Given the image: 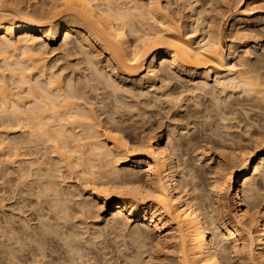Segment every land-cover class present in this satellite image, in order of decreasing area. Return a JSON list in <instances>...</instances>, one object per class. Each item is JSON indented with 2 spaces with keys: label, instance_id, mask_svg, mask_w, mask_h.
Masks as SVG:
<instances>
[{
  "label": "bare ground",
  "instance_id": "obj_1",
  "mask_svg": "<svg viewBox=\"0 0 264 264\" xmlns=\"http://www.w3.org/2000/svg\"><path fill=\"white\" fill-rule=\"evenodd\" d=\"M258 2L0 0V264H264Z\"/></svg>",
  "mask_w": 264,
  "mask_h": 264
},
{
  "label": "rangeland",
  "instance_id": "obj_2",
  "mask_svg": "<svg viewBox=\"0 0 264 264\" xmlns=\"http://www.w3.org/2000/svg\"><path fill=\"white\" fill-rule=\"evenodd\" d=\"M255 1H256V0H255ZM257 1H259L258 3H261V4L264 5V0H257ZM263 10H264V9H263ZM263 13H264V11H263ZM263 38H264V37H262V39H261V37H260V38H257V42L259 43V47H258V48H259V49H258V50H259V53H261V52L263 51L262 48L260 49L261 44H262V46L264 45V39H263ZM246 39H247V40L250 39V40L247 41ZM246 39H244V40H245V42H247V43L251 41V38H246ZM259 39H260V40H259ZM60 43H61L60 41H57L55 44H52L51 47H52V48H54V47L57 48V47L60 46ZM263 47H264V46H263ZM55 53L58 54L59 51H57V52L55 51ZM257 53H258V51H257ZM263 53H264V52H263ZM263 53H261V54H263ZM56 54L53 53L52 56H55ZM50 58H51V57H50ZM52 58H53V57H52ZM214 78H215V77L211 78V80H214ZM188 85H189L190 87H191V86H194L193 83H189ZM206 98H207V100H205ZM198 100H199V99H197V102L201 103V101H202V103L205 102V103H203V104L207 105V101H209V98H208V96H205V97L202 96V98L200 99L201 101H200V100L198 101ZM188 102H189V101H188ZM190 102H192V101H190ZM194 102H195V101H194ZM194 102H193V103H194ZM193 103H191V104H193ZM191 104L187 103V106H189V105H191ZM205 105H204V106H205ZM208 105H209V103H208ZM195 106H196V105H195V103H194V105H191L192 108H191V107H189V108H188V107H185V108H188V111L191 110V113H193V112L196 113V111H199V112H200V111L202 110V109H198V108H199L198 106H196V107H195ZM194 107H195L196 109H198V110H196ZM193 108H194V109H193ZM192 109H193V110H192ZM184 110H185V111H184ZM184 110H183V113H181V115H182L181 117H182L183 119H179V121H181V122H179V121H176V122H178V124L180 123V124H183V125H189L190 128H192L193 126H198V128H199V129H198L199 132H198V135H197L198 138H199V137H204V136H206V135L209 136L210 133H211V132H209V131H212V130H211V128H210V129H208V131H207V129L205 130V127H206V128L211 127V126H207V125L209 124V122H211V121H209V120H211L210 118H212V117H210L209 119H207V118H208L207 116L202 115V116H204V117H207V118H205V120H204V117H202V116H198V115L196 116V115H194L195 113H193V114L189 113L190 116L192 115L191 117H193V119H192V118L189 119V117H186L187 114H188V111H186L187 109H184ZM194 110H195V111H194ZM184 112H185V113H184ZM199 112H198V113H199ZM184 114H185V115H184ZM196 114H197V113H196ZM199 114H200V113H199ZM201 114H202V113H201ZM201 114H200V115H201ZM179 115H180V114H179ZM193 115H194V116H193ZM181 117H180V116H177V118H181ZM184 117H186V119H185ZM195 117H196V118H197V117H200V118H199V119H198V118L196 119ZM213 118H214V117H213ZM213 118H212V119H213ZM195 119H196L197 122H198V121H199V122H198V123H194V122H196ZM176 120H178V119H176ZM183 120H184V123H182ZM185 120H186V121H187V120H188V121L190 120L189 122L187 121L189 124L185 123ZM192 120H193L194 122H192ZM203 120H204V121H203ZM206 120H207V121H206ZM205 121L207 122V124L205 123L206 125L204 124ZM213 121H214V119H213ZM213 121H212V122H213ZM169 122H170V121H169ZM173 122H175V121H173ZM173 122H172V123H173ZM190 122H192V124H194V125L192 126ZM212 122H211L212 127H213V128L216 127L215 125L213 126ZM165 123H166V124H165L164 126L166 127V125H168L169 123H168L167 120L165 121ZM167 123H168V124H167ZM170 123H171V122H170ZM199 123H200L201 125H200ZM202 124H203V127H201ZM191 126H192V127H191ZM165 127H163V128L165 129ZM200 127H201V128H200ZM220 127H221V126H220ZM220 127H218V129H219ZM202 128H204V129H202ZM221 128H222V127H221ZM221 128H220L219 130H221ZM215 129L217 130V128H215ZM222 129H223V130L220 131V132H221V133L223 132V133H222L223 136H226V133H227V132H229L230 134H233V135H237V134H239V130H238L237 128H232V129H230L229 131L225 130L224 128H222ZM200 130H201V131H200ZM206 131H207V132H206ZM237 131H238V132H237ZM200 132H201V133H200ZM208 132H209V133H208ZM216 132H218V131H216ZM207 133H208V134H207ZM212 133H214V132L212 131ZM212 133H211V134H212ZM203 134H205V135H203ZM214 134H215V133H214ZM202 135H203V136H202ZM212 135H213V134H212ZM212 135H210V136H211L210 139L212 138ZM213 137H215V136L213 135ZM227 138H232V137L227 136ZM202 139H204V140L206 139V140H205L206 142H207V140H209L207 137H204V138H202ZM202 139H200V140L202 141V143L204 142V144H205L206 142H205L204 140H202ZM213 139H216V137L213 138ZM218 139H219V138H218ZM202 143H201V144H202ZM209 144H210V143H209ZM209 144H208V145H209ZM242 144H243L242 146H249V145H248L249 143H247V142L242 143ZM208 145H207V147H209ZM210 146H211V147H214V145L212 146V143H211ZM190 150H191V149L188 150V153H187L188 156H186V159L188 160L187 165H189V166L191 165L192 167H195V169H196V167H197V162H196L195 159H196V156L199 154V152H200L201 150H200V151L198 150L199 152L196 151V152H198V154L196 153L197 155L195 154V155H196L195 157H194V154H193L194 152H192V150H191V151H190ZM214 150H215V149L211 150L210 153L212 154L213 152H216V150H215V151H214ZM218 151H220V150H218ZM190 152H192V153H190ZM210 153H208V154L211 155ZM192 154H193V155H192ZM208 154H207V155L205 154V156H206V157L209 156ZM197 158H198V157H197ZM195 165H196V166H195ZM198 167H199V166H198ZM197 169H198V168H197ZM197 169H196V170H197ZM206 169H207V168H205V170H206ZM207 170H208V169H207ZM201 174H202L203 176L206 175V174H203V173H201ZM206 177H207V175H206ZM210 177H211L210 175H208L207 178H205V176H204L203 179L201 180V181H202V184H203V186H204V188L206 187L205 190L209 187V186H207V184H209ZM203 180L205 181V183H203ZM210 182H211V181H210ZM205 184H206V185H205ZM208 189H209V188H208ZM208 189H207V190H208ZM154 236H155V235H153V237H154ZM112 246H113V249H114V250L112 249V247H111V245H110L111 248H109V249L107 250V252L109 253V255H107V256H109V257H107V258H109V259L111 260V261H110L111 263H109V264H113V263H112V260H113L114 263L117 264V262L119 263V262H121L122 260H121V258H120V259H119V258L117 259V257H119V256H117V254H116V251H115L114 245H112ZM110 249H111L112 252H115V254L111 253V252H110ZM110 253H111V254H110ZM112 255H113V256H112ZM115 255H116V256H115ZM110 256L113 257V258H111ZM115 257H116V258H115ZM114 259H115V260H114ZM116 260H117V261H116ZM119 264H120V263H119ZM121 264H122V263H121Z\"/></svg>",
  "mask_w": 264,
  "mask_h": 264
}]
</instances>
